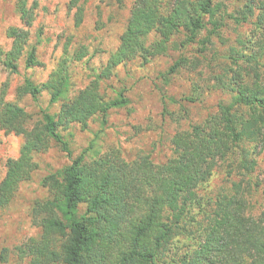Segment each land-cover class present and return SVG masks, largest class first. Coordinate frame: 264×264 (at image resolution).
<instances>
[{"label":"trees","instance_id":"1","mask_svg":"<svg viewBox=\"0 0 264 264\" xmlns=\"http://www.w3.org/2000/svg\"><path fill=\"white\" fill-rule=\"evenodd\" d=\"M38 1L15 3L20 25L5 32L10 49H0V68L9 73H17L18 61L29 44ZM82 1H69L75 28L84 20ZM260 7L262 13L257 17L251 4L242 15L230 17L237 24L255 17L260 34L255 40H239V49L231 48L225 58L229 65L213 77V88L228 95L229 103L219 105L216 114L203 123L175 134L171 157L164 164L154 165L145 156L127 162L111 151L89 163L77 159L43 179L42 187L50 198L31 210L40 236L20 249L25 264H264V214L247 213L241 183L217 199L209 214H202L204 227L198 228L192 217L194 207L200 205L197 190L208 182L219 162L234 157L249 172L255 163L248 161L243 146L264 148V5ZM223 14V4L214 0H133L119 46L105 66L84 89L60 105L55 117L44 115L36 124H31V117L16 103L6 101L7 87L2 86L0 130L22 137L23 143L18 158L6 162L0 208L7 207L19 186L33 176L37 169L34 155L51 145L68 153L62 131L71 125L85 128L93 118H105L111 110L128 104L123 95L107 101L100 94V84L116 68L166 56L172 39L181 34L186 45L195 43L205 31L207 37L198 43L206 50L212 36L220 37ZM85 57L84 50L67 56L43 84L25 80L16 90L17 97L36 99L47 92L51 104L65 98L70 88L69 68ZM184 63L179 59L169 74ZM25 64L27 68L42 66L35 48H30ZM193 229L198 232L196 244L179 254L180 240L194 237Z\"/></svg>","mask_w":264,"mask_h":264},{"label":"rangeland","instance_id":"2","mask_svg":"<svg viewBox=\"0 0 264 264\" xmlns=\"http://www.w3.org/2000/svg\"><path fill=\"white\" fill-rule=\"evenodd\" d=\"M70 0H39L36 18L30 29L29 44L18 61L16 74L0 68V89L6 86V101L16 103L30 117L31 124L41 122L44 115L55 117L60 105L84 89L105 66L111 53L119 46L125 30L133 0H84V20L79 28L73 22L74 10H69ZM169 3V0H164ZM17 0H0V49L8 51L11 41L5 32L10 27H19L14 7ZM222 3L225 10L224 26L219 36H212V45L206 50L198 41L205 39L203 31L193 44L184 43L178 35L171 41L166 56L129 62L113 71L110 79L100 84V94L107 101L128 100L124 107L111 110L105 118L97 116L85 128L71 125L60 133L67 145L68 153L57 146L34 155L36 171L28 182L21 184L10 204L0 208V264H25L20 249L30 240L38 239L40 229L33 223L31 210L37 203L50 198L42 187V181L57 174L73 161L92 162L111 151L132 162L148 157L154 165L164 164L171 157V139L180 132L188 131L193 125L203 123L216 114L218 106L227 104L230 97L213 88V77L229 65L225 58L231 48L239 49V40H255L260 34L256 19L247 23H235L230 17H238L245 6L252 5L254 15H261L260 5L264 0H214ZM207 29H211L207 26ZM153 38H150V42ZM183 44V45H182ZM35 48L40 67H26L25 59L30 48ZM80 50L86 57L69 68L70 88L58 102L51 104L50 96L43 92L36 99L30 96L18 98L16 90L25 80L35 85L45 83L58 64L67 56L72 57ZM179 59L185 63L175 74L169 69ZM23 139L0 130V182L3 179L7 160L16 159ZM248 161L255 165L249 172L229 157L217 164L211 178L197 190L200 205L194 207L195 223L204 227L202 214L210 213L213 203L221 196L232 193L233 185L241 183L248 202L247 213L254 217L264 214V148L257 144H245ZM236 155V154H235ZM84 211L79 208V214ZM196 232V229H193ZM200 232V231H199ZM198 232L190 239H182L179 254L194 247Z\"/></svg>","mask_w":264,"mask_h":264}]
</instances>
